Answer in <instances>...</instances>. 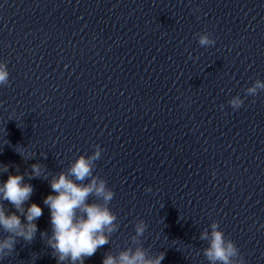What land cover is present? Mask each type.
Here are the masks:
<instances>
[{"label": "clouds", "instance_id": "9594fccd", "mask_svg": "<svg viewBox=\"0 0 264 264\" xmlns=\"http://www.w3.org/2000/svg\"><path fill=\"white\" fill-rule=\"evenodd\" d=\"M196 37L199 46L204 48L216 43L212 34L207 31L197 33ZM189 59H193L191 54ZM7 85H10L9 71L7 65L0 62V86ZM261 91H264V80L256 79L244 89V96L255 97ZM228 104L234 111L238 110L244 105V98L237 94ZM220 107L223 108V105ZM17 152L26 159L21 152ZM102 152L100 145H95L91 154L79 155L66 171L52 174L51 179L50 171L45 165L34 163L30 165L31 172L9 174L5 182H0V230L7 233L0 238V260L15 251L18 238L27 243L36 238L38 228L35 221L43 215V209L36 203L25 207L34 192L33 186L25 183V175L29 180H48L55 193L47 195L43 201L50 210L51 231L41 232L40 235L46 237L45 243L52 249L57 264H85L86 258L110 244L113 233L119 230V222L117 215L109 207L115 192L104 178L95 174L96 162L101 158ZM5 172H8V166L2 165V173ZM146 190L151 191V188ZM4 202L10 203L15 212H9ZM147 228L144 220H138L130 243L115 254L106 252L102 264H161L165 253L153 255L143 246L141 237ZM199 239L207 242L203 255L208 264H246L236 243L225 236L217 221L213 220L208 228L202 230Z\"/></svg>", "mask_w": 264, "mask_h": 264}]
</instances>
